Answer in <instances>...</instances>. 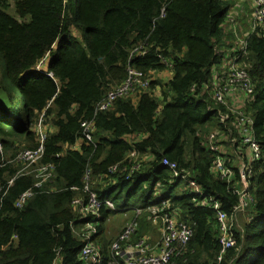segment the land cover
<instances>
[{
    "label": "trees",
    "instance_id": "1",
    "mask_svg": "<svg viewBox=\"0 0 264 264\" xmlns=\"http://www.w3.org/2000/svg\"><path fill=\"white\" fill-rule=\"evenodd\" d=\"M230 6L225 0H0V264H53L58 253L60 264H88L80 256L83 241L75 232L92 217L73 201L86 203L91 192L113 203L102 206L93 237L105 260L111 259V245L119 236L113 242L105 236L112 216L135 207L144 210L133 215L139 229L129 242L135 243L155 230L148 209L165 201L167 211L193 229L175 264H264L263 29L250 38L249 59L244 60L254 93L243 106L255 119L253 132L262 150L258 160L249 162L252 175L246 172L253 198L248 219L235 213L241 165L226 152L245 154L247 146L236 115L205 91L213 65L221 61ZM11 7L20 19L9 13ZM73 28L80 31V40ZM144 42L147 54L130 58ZM159 55L170 60L173 71L161 96L154 93L160 82L153 79L166 68ZM46 58L44 69H37ZM129 64L152 78L149 89L138 91L136 100L121 97L96 113L98 102L126 79ZM43 112L47 140L39 164L55 163V176L18 209L17 199L35 185L36 174H20L21 163L3 166V159L39 145L36 125ZM91 119L96 129L87 141L81 122ZM216 130L224 140L220 144L232 172L230 183L216 171V155L208 150L209 135ZM131 135L143 137L128 139ZM134 150L139 170L129 178L127 173H107L118 162L132 164ZM147 154L154 159L146 162ZM164 158L177 162L206 195L175 178L162 164ZM214 195L229 216H236V245L221 262L220 225L209 206Z\"/></svg>",
    "mask_w": 264,
    "mask_h": 264
},
{
    "label": "built area",
    "instance_id": "2",
    "mask_svg": "<svg viewBox=\"0 0 264 264\" xmlns=\"http://www.w3.org/2000/svg\"><path fill=\"white\" fill-rule=\"evenodd\" d=\"M231 2L230 9L224 21L225 33L222 45L221 61L217 62L212 67L213 79L211 83L205 85V91L215 101L225 105L236 115L235 125L241 135L243 145L250 148L253 157L250 161L254 162L261 156L262 150L259 142L254 136L255 119L251 114L247 113L243 105H237L235 99L242 98L244 102L250 99L254 93V81L249 71L244 67V60L249 59V40L259 32V29L264 30V0H229ZM247 9H252V21L248 24V28L244 24ZM164 9L162 14L164 15ZM147 54V44L141 43L135 47L131 53L130 58L142 57ZM162 63L169 68H172L170 60L163 55H159ZM44 61L39 63L37 69H42ZM44 69V68H43ZM128 75L121 83L109 90L107 95L98 102L96 106V113L100 110L110 109L118 98L130 96L138 91L147 90L150 87L152 78L149 77L142 70L129 64ZM195 88V85L192 89ZM224 122L225 116L221 117ZM45 112L36 125V132L39 135V145L34 149H25L17 153V155L10 160H5L3 166L9 162H19L23 168L19 172L35 173L37 181L35 185L23 192L17 199L15 205L18 209H22L26 201L32 197L37 191L43 189L46 182L52 180L55 176V163L39 164L45 154V142L47 140V132L44 126ZM82 135L85 140L92 141L93 132L96 129L94 119L83 120L81 122ZM220 131L216 130L209 135L208 150L216 155L215 169L221 174V178L228 183L231 182L232 172L225 164V155L223 145L220 144ZM74 150H78L79 146L74 145ZM0 153L3 154V149L0 144ZM60 156V155H58ZM130 157L133 159L132 164H124L118 162L109 166L108 174L113 175L117 173H127L129 178L135 171L141 167L139 154L136 150L132 151ZM250 163L241 166L243 176L252 175ZM162 164L167 166L177 179L184 180L196 193L205 196L206 193L200 188L198 183L191 179L187 174H184L179 165L175 161L164 158ZM90 170L87 171L85 179L89 180ZM246 183V179H242ZM14 182V179L9 181L7 185L8 190ZM85 192H89L88 186ZM2 188H0V192ZM240 193V202L235 207V213L245 210L253 200L248 193V183L246 186L237 189ZM209 194L207 195V197ZM209 206L216 212L217 219L220 225V252L218 256L221 262L227 251L236 245L235 234L233 228L235 225L236 216H229L222 209V200L218 195L209 197ZM113 207L110 201L103 202L97 198L95 193L91 192L85 203L81 198H76L73 204L82 206V210L91 215L92 219L87 222L81 232H75L82 238L83 245L80 256L88 264H175V258L181 257L185 254L186 249L193 237V229L187 223L179 221L175 215L167 211V202H163L161 206H154L148 209L151 213L156 225H162L161 238L158 243L153 245L146 237L139 239L135 243L129 242L137 234L139 229L138 222L131 218L128 220L118 238L111 245L112 257L109 260L104 259V255L100 244L93 240V237L98 233L97 220L101 218L100 210L104 204ZM133 210L135 215H141L144 210L141 208H131L123 211ZM59 253L53 264H60Z\"/></svg>",
    "mask_w": 264,
    "mask_h": 264
},
{
    "label": "rangeland",
    "instance_id": "3",
    "mask_svg": "<svg viewBox=\"0 0 264 264\" xmlns=\"http://www.w3.org/2000/svg\"><path fill=\"white\" fill-rule=\"evenodd\" d=\"M225 1H229V0H225ZM9 13L12 14L14 17L20 19L18 13L16 12V9H14L13 7L10 8ZM252 15H253L252 9H247L246 17H245V19L243 21L247 28H248V24L252 21L251 20L252 19ZM72 31L77 36V39L80 40L81 39L80 31L77 28H73ZM46 60H47V58L44 59L43 61L45 62ZM153 76H154L153 79H156L157 81L160 82V84L154 90V93H155V95H159L160 96L162 94L163 86H165V84L168 83L169 80L173 77L172 68L166 67L164 70L156 72L155 74H153ZM136 95H137V93H134V94L131 95V97L135 98ZM236 102H238V100H236ZM243 104H244V100H243L241 105H243ZM51 129H52V127H49V130H51ZM219 140L220 141H224L223 138H220ZM233 141H236V140H233ZM245 154H246L247 160L251 161V159L253 157V154H252V151L250 150L249 147H246ZM244 162H245V160H244ZM249 206L246 207L245 210H241L240 211L241 212L240 215H239L240 218H243V217H245L246 219L249 218ZM120 212H123V213H129L130 212V213L133 214V212L131 210H129V211H120ZM114 218L115 217L112 216V218L107 222V231H106V234H105L106 238H108L112 242L116 239L118 234H120L121 229L123 228L125 223L128 220L131 219V218H129L128 215L127 216L117 217L115 219ZM157 227L158 226H154V229H156ZM159 234H160V232H159L158 228L154 232H152V233L150 232L151 237L153 235L154 239L159 238Z\"/></svg>",
    "mask_w": 264,
    "mask_h": 264
},
{
    "label": "crops",
    "instance_id": "4",
    "mask_svg": "<svg viewBox=\"0 0 264 264\" xmlns=\"http://www.w3.org/2000/svg\"><path fill=\"white\" fill-rule=\"evenodd\" d=\"M161 96V95H160ZM134 98V97H133ZM135 100H136V97L134 98ZM236 100H238V102H236ZM242 102H243V100H242V98H238V99H235V103L237 104V105H240V104H242ZM143 137V135H138V137L136 136V135H131V136H128L127 138L128 139H135V138H137V139H141ZM236 141H233V143H235ZM78 146L80 147V142L78 143ZM226 152L228 153V154H230V155H232V157H233V161L234 162H239V164L242 166L243 164H244V160H245V162L247 161V163H249L250 161H248L247 160V157H246V155L245 154H240V153H238L237 151H236V149L235 150H231V151H227L226 150ZM154 159V156L152 155V154H147V155H145V157H144V160L146 161V162H149V161H152ZM240 177H241V187H244V186H246L247 185V182L246 183H243V180L242 179H246V177L245 176H243V173H242V171L240 170ZM129 211V210H128ZM132 212H133V210H131ZM129 216V218H133V215H135V213L133 212V214L132 213H123V212H119V213H117L116 215H114L113 217H115V218H117V217H121V216ZM114 218V219H115ZM128 218V219H129ZM127 219V220H128ZM150 222H151V224L153 225V226H158L157 228H158V230H159V232H160V234H159V238H156V239H154L153 238V235H152V237H151V235L149 234L146 238H147V240L150 242V243H152L153 245H155L156 243H158L159 242V240H160V238H161V232H162V225H156V224H154L155 223V220H153V218L151 217L150 218ZM124 227V226H123ZM156 228V229H157ZM123 229V228H122ZM122 229H121V231H122ZM155 229V230H156ZM154 230V231H155ZM154 231H152V232H154ZM151 232V233H152ZM119 235V234H118ZM101 246V245H100Z\"/></svg>",
    "mask_w": 264,
    "mask_h": 264
}]
</instances>
